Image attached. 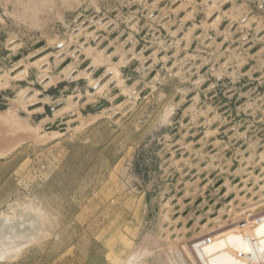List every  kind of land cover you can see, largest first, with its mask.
Listing matches in <instances>:
<instances>
[{
	"label": "rangeland",
	"instance_id": "1",
	"mask_svg": "<svg viewBox=\"0 0 264 264\" xmlns=\"http://www.w3.org/2000/svg\"><path fill=\"white\" fill-rule=\"evenodd\" d=\"M233 1L0 0V264H264V0Z\"/></svg>",
	"mask_w": 264,
	"mask_h": 264
},
{
	"label": "bare ground",
	"instance_id": "2",
	"mask_svg": "<svg viewBox=\"0 0 264 264\" xmlns=\"http://www.w3.org/2000/svg\"><path fill=\"white\" fill-rule=\"evenodd\" d=\"M18 44V42L17 41H13V42H11L10 43V45L13 47V46H16ZM46 56H47V53H45L44 55L42 54V56H39V57H36V58H33V60L31 61L32 63H36V62H40V61H43L44 60V62H42V64L40 65L41 66V69H43V70H46L47 69V67H48V64H47V62H46V60H45V58H46ZM63 56V55H62ZM61 57V56H60ZM61 59V58H60ZM27 73V65H25L24 63H20V64H18L15 68H13L9 73H7L8 75H10V77H12V78H16V77H18V76H20V75H24V74H26ZM110 73V72H109ZM109 73H107V74H105L102 78H101V80H100V83L97 85V88H102V86H105V85H108L109 87H113L114 86V81H113V78H111V74H109ZM6 75V72L5 71H0V79H2L4 76ZM50 81V78L48 77V76H45L43 79H42V84L43 85H45V84H47L48 82ZM35 95V92L33 91V90H28L27 92H26V94H25V98H26V100H28V102H27V104H26V108L28 109V106L30 105V104H34V103H36V102H38L37 100H33V98L35 97L34 96ZM24 98V99H25ZM40 101H42L43 102V104L45 103L44 102V100H40ZM42 104V105H43ZM36 105V106H35ZM38 107H41V103H39V104H34V105H32V106H30L29 107V112L30 113H32L31 111L32 110H34V109H36V108H38ZM36 111H39V110H36ZM35 112V111H34ZM117 114V113H116ZM119 115L120 114H118V116H116V117H119ZM118 119V118H117ZM116 119V120H117Z\"/></svg>",
	"mask_w": 264,
	"mask_h": 264
},
{
	"label": "crops",
	"instance_id": "3",
	"mask_svg": "<svg viewBox=\"0 0 264 264\" xmlns=\"http://www.w3.org/2000/svg\"><path fill=\"white\" fill-rule=\"evenodd\" d=\"M249 1H250V0H247V1H246V5H247V4L250 5ZM176 2H177V1H174L171 5H173V7H174V6L176 5V4H175ZM183 4H184V3H183ZM183 4L181 3L177 8H180ZM225 4H226V3H225ZM225 4H224V3L222 4V6H223V9H222V10H223V11H224ZM199 5H200V4H199ZM232 5L235 6V0L233 1ZM174 8H175V7H174ZM171 9L174 10V9L172 8V6H171ZM188 9H189V10H188L189 13H191V14H194V13H195V11L193 10V8H191V9L188 8ZM223 13H224V12H223ZM170 19L172 20V18H170ZM159 58H160V57H159ZM160 59H161V58H160ZM160 59H159V62H160ZM161 60H162V59H161ZM88 71H89V70H88ZM235 71H237V70L235 69ZM89 72H90V71H89ZM78 74H79V71H73V72L71 73V77H72V78H75V76H77ZM64 82H65V79H62V80L58 83V85H62V84H64ZM58 85H56L55 88H57ZM114 85H115V83H114ZM65 87H66V86H65ZM63 92H64V91L61 90L60 93H61L62 96L60 95L59 98H56V96H54V95H53V96L45 95L44 100L47 99V102H45V103L43 104V102L39 100L38 102L34 103V104H39V103H41V107H38V108L32 110L31 112L34 113V111H35V112H37V114H44V115H45L46 112H47V110H48V108L51 107L50 102H51V101H53L54 103H55V102H58V101L64 96V93H63ZM62 93H63V94H62ZM235 93H237V90H235ZM49 101H50V102H49ZM34 104H30V105L28 106V110H29V107L32 106V105H34ZM42 104H43V105H42ZM36 110H40V111H36ZM29 111H30V110H29ZM118 114H119V113H117L116 116H118ZM46 117H49V116H46ZM46 117L43 118V120H45ZM43 120H42V121H43Z\"/></svg>",
	"mask_w": 264,
	"mask_h": 264
},
{
	"label": "water",
	"instance_id": "4",
	"mask_svg": "<svg viewBox=\"0 0 264 264\" xmlns=\"http://www.w3.org/2000/svg\"><path fill=\"white\" fill-rule=\"evenodd\" d=\"M36 106V105H35Z\"/></svg>",
	"mask_w": 264,
	"mask_h": 264
}]
</instances>
